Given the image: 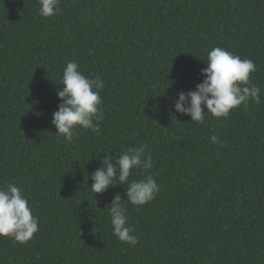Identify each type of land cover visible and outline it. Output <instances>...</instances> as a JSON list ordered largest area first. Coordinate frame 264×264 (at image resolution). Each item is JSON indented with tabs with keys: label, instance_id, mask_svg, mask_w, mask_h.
Listing matches in <instances>:
<instances>
[{
	"label": "trees",
	"instance_id": "obj_1",
	"mask_svg": "<svg viewBox=\"0 0 264 264\" xmlns=\"http://www.w3.org/2000/svg\"><path fill=\"white\" fill-rule=\"evenodd\" d=\"M38 8L0 0V186L19 187L39 219L24 244L0 237V264H264V0H60L48 18ZM214 47L255 62L261 102L200 124L174 98L202 81ZM69 61L104 82L99 132L77 127L71 142L51 123ZM141 145L155 199L134 206L119 183L94 194L98 158ZM116 194L135 246L112 235Z\"/></svg>",
	"mask_w": 264,
	"mask_h": 264
},
{
	"label": "clouds",
	"instance_id": "obj_2",
	"mask_svg": "<svg viewBox=\"0 0 264 264\" xmlns=\"http://www.w3.org/2000/svg\"><path fill=\"white\" fill-rule=\"evenodd\" d=\"M38 3V12L44 18L59 13L60 0H38ZM206 64L200 72L203 79L195 85V89L180 91L174 98L173 106L177 113L188 115L191 121L203 124L206 111L216 118H227L231 110L246 104L249 99L261 102L260 88L250 80L251 74L256 71L253 60L241 59L239 55L224 48L214 47L207 53ZM59 84L62 88L57 96L61 103L51 119L55 133L71 142L77 127L99 132V122L103 119L100 90L104 88V82L101 77H86L79 71L77 62L69 61L63 69ZM211 141L222 143L216 135L211 136ZM145 147L129 148L115 160L107 154L99 157L102 167L91 174L92 192L102 193L119 183L127 184L126 197L134 206L155 199L159 186L154 176L147 172L153 167V162L150 154L145 155ZM136 168H142L147 175L144 179L129 182L128 178ZM123 199L116 194L110 207L106 208L110 214L112 235L135 246L138 237L132 234L133 229L128 226L127 207L122 203ZM38 231L39 219L33 215L22 190L12 183L0 186V237H11L24 244Z\"/></svg>",
	"mask_w": 264,
	"mask_h": 264
}]
</instances>
